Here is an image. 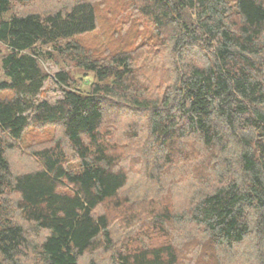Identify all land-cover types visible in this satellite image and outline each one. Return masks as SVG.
<instances>
[{"label": "trees", "instance_id": "trees-1", "mask_svg": "<svg viewBox=\"0 0 264 264\" xmlns=\"http://www.w3.org/2000/svg\"><path fill=\"white\" fill-rule=\"evenodd\" d=\"M0 44V264H264V0H0Z\"/></svg>", "mask_w": 264, "mask_h": 264}, {"label": "rangeland", "instance_id": "rangeland-1", "mask_svg": "<svg viewBox=\"0 0 264 264\" xmlns=\"http://www.w3.org/2000/svg\"><path fill=\"white\" fill-rule=\"evenodd\" d=\"M99 14L101 15V12ZM39 48L42 50V52H44L40 57L41 65L43 67V70L49 75L43 87L40 99H48L51 102H55L62 97L63 92L60 89L59 84L54 80L53 74L63 69L72 70V63L69 57L60 53L58 49L52 46H41ZM6 52L7 50L5 46L0 44V74L2 73L1 59L6 54ZM87 79L88 78L83 80L78 77V83L84 90H87L89 88ZM50 135L51 132H44L42 130L36 129H29L24 134L23 138L18 143L19 149L9 152V157L16 171H31L37 168L38 161H36L31 156V152L34 149L42 146L44 144V140H47ZM1 259L2 255L0 254V261Z\"/></svg>", "mask_w": 264, "mask_h": 264}]
</instances>
